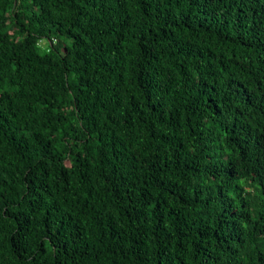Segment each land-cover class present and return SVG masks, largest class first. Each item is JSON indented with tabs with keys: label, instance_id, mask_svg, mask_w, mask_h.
<instances>
[{
	"label": "trees",
	"instance_id": "trees-1",
	"mask_svg": "<svg viewBox=\"0 0 264 264\" xmlns=\"http://www.w3.org/2000/svg\"><path fill=\"white\" fill-rule=\"evenodd\" d=\"M0 264H264V0H0Z\"/></svg>",
	"mask_w": 264,
	"mask_h": 264
},
{
	"label": "rangeland",
	"instance_id": "rangeland-1",
	"mask_svg": "<svg viewBox=\"0 0 264 264\" xmlns=\"http://www.w3.org/2000/svg\"><path fill=\"white\" fill-rule=\"evenodd\" d=\"M45 45V42H43V46Z\"/></svg>",
	"mask_w": 264,
	"mask_h": 264
}]
</instances>
